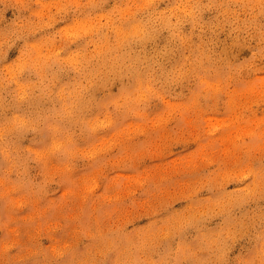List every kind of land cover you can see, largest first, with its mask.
Returning <instances> with one entry per match:
<instances>
[{"label":"clouds","instance_id":"9594fccd","mask_svg":"<svg viewBox=\"0 0 264 264\" xmlns=\"http://www.w3.org/2000/svg\"><path fill=\"white\" fill-rule=\"evenodd\" d=\"M0 264H264V0H0Z\"/></svg>","mask_w":264,"mask_h":264},{"label":"rangeland","instance_id":"374dc122","mask_svg":"<svg viewBox=\"0 0 264 264\" xmlns=\"http://www.w3.org/2000/svg\"><path fill=\"white\" fill-rule=\"evenodd\" d=\"M12 54H14V53H10V56H11Z\"/></svg>","mask_w":264,"mask_h":264}]
</instances>
